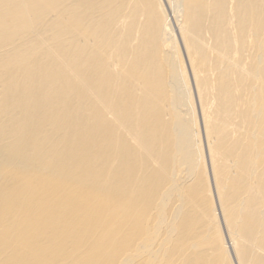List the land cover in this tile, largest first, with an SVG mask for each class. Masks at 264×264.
Segmentation results:
<instances>
[{"label":"bare ground","instance_id":"bare-ground-1","mask_svg":"<svg viewBox=\"0 0 264 264\" xmlns=\"http://www.w3.org/2000/svg\"><path fill=\"white\" fill-rule=\"evenodd\" d=\"M0 264H264V0H0Z\"/></svg>","mask_w":264,"mask_h":264}]
</instances>
